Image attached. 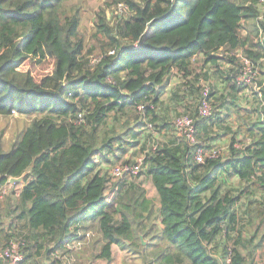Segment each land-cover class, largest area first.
<instances>
[{
  "label": "trees",
  "instance_id": "1",
  "mask_svg": "<svg viewBox=\"0 0 264 264\" xmlns=\"http://www.w3.org/2000/svg\"><path fill=\"white\" fill-rule=\"evenodd\" d=\"M66 1L0 0V116L32 118L8 151L0 138V191L25 173L15 205L22 225L0 227V244L22 237L26 261L39 236L69 249L92 220L108 262L113 243L146 259L142 234L163 243L151 250L161 263L222 264L231 253L232 264H253L264 249V231L256 232L264 226V86L255 105H241L250 84L238 79L235 52L261 65L264 85L260 0H116L130 14L111 22L98 12L94 65L95 47L86 49L79 12ZM246 23L253 30L244 34ZM207 64L221 81L210 89L213 115L202 118ZM173 74L180 83L167 91ZM167 93L177 114L197 118L206 151L220 138L216 124L226 125L232 138L222 155L195 161L194 146L175 134ZM234 116L235 128L225 124ZM166 128L174 136H161ZM137 147L159 206L130 175L110 181L100 164L131 162L123 157Z\"/></svg>",
  "mask_w": 264,
  "mask_h": 264
},
{
  "label": "rangeland",
  "instance_id": "2",
  "mask_svg": "<svg viewBox=\"0 0 264 264\" xmlns=\"http://www.w3.org/2000/svg\"><path fill=\"white\" fill-rule=\"evenodd\" d=\"M120 4H122V7H120ZM259 7L261 10V17L260 20L263 19L264 16V0H260L259 2ZM65 9L67 11H69L70 13H73L75 11L78 10L79 15L81 17V25H80V33L83 36L84 40H85V44H86V49L90 48V47H95V51L93 53L90 54V57L92 60H94L95 58H98V56L101 54L102 51L101 50V44L96 41V37H95V33L97 32V27H96V21L98 18V12H100L101 10H104L108 16V20L111 22L114 21L116 15L121 16H128L130 14V10L128 12H126L125 10V6L123 3H117L116 0H67L65 2ZM251 30H253L252 25L246 23L245 25V31L244 34L246 33H250ZM264 33L260 32L258 33V37L255 38L256 42H260L262 44L264 38L262 37ZM252 48V47H251ZM257 49V48H254ZM241 51L242 50H238ZM243 53V52H242ZM244 54V53H243ZM245 55V54H244ZM198 59L202 60V57H197ZM239 58V61L242 65V60L241 57H237ZM197 63V68L200 69L202 66V62H195ZM91 64L94 65L95 64V60L91 61ZM263 66H264V62H263ZM241 67V66H240ZM257 70L258 73L253 77L251 84L249 85L250 88L244 90L243 92L239 93L238 95L241 96V105L243 106H252L255 105L256 103V94H253V92H258L260 91L261 88H263L264 85L259 86L258 84V80L262 77L261 75V65H257ZM205 71H211L208 72V76L209 78H202L200 80L202 87H209L210 89L213 86V82L215 81L217 84L220 83L221 79L217 78L216 74L214 73V69L210 67L209 64L206 65V67L204 68ZM253 88V89H251ZM180 87L177 88V90H179ZM182 91V90H181ZM213 102L215 100V98H212ZM212 102V100H211ZM212 102V103H213ZM213 106V105H212ZM180 107H178V105H174L173 109H169L170 112V116L174 122V119L176 118ZM111 119L108 120V122H110ZM237 120L238 118L231 117L229 120H227V122L225 124H227L228 126L233 125L234 128L237 125ZM32 118L23 114H20L19 112H15L12 115L9 116H0V138L3 142V147H4V151H8L12 144L19 138L21 137L23 131L25 130V128L31 123ZM226 126V125H224ZM220 127L218 124H216L215 126V133L220 134V138H225L227 140V142L223 143V146H228L230 141H231V136L232 133L227 134V131L225 130V128ZM242 135L240 133V135H238V138L240 140H242ZM143 141L146 142V139L143 138ZM142 139L140 141V143L143 142ZM143 142V144H145ZM223 146L222 145H216V147L218 149H220L221 151H223ZM140 156H144L143 152L140 151V148H130V150L128 151V153L123 157V160H131L134 161L135 159H138ZM117 162V161H116ZM101 166L104 169H108V171L110 172V169L112 167V165L114 163H103L102 161H100ZM144 170L140 173H138L137 175H131V176H127V180L129 181V183L133 182L138 184L139 186L143 187L146 189L147 191V195L151 196L150 198L155 199L154 195L152 194V189L151 188H155V186L153 185L151 178L147 175L146 173V168L144 166L143 168ZM112 180L110 181H118L119 179H114L111 178ZM234 184V182L232 183ZM23 183H19L18 185L15 184L14 186H5L3 188H10L7 189L4 198L0 199V227H7L9 224L15 223L17 224V226H21L22 222L20 221V219H18L16 216L19 212V209L15 208V205L18 201L19 195L18 193L20 192V188L22 187ZM234 187V185H233ZM245 201V198L242 199V202ZM256 225L251 227L250 230L251 232L256 230ZM232 234L233 235H238L239 234V229L236 228L234 230H232ZM264 231V226H261L260 229L258 231H256L258 233V235L261 234V232ZM245 236L246 233H244ZM16 238L18 240H21L22 237H13ZM6 243L2 242L0 244V249L2 248L3 245H5ZM83 247V245H82ZM70 250L73 251H79L81 250V247L79 248H69ZM264 249L261 248L258 250L257 252V256H256V260L254 261L253 264H264L263 260H264V253H263Z\"/></svg>",
  "mask_w": 264,
  "mask_h": 264
},
{
  "label": "crops",
  "instance_id": "3",
  "mask_svg": "<svg viewBox=\"0 0 264 264\" xmlns=\"http://www.w3.org/2000/svg\"><path fill=\"white\" fill-rule=\"evenodd\" d=\"M179 83L180 78L173 74L167 91L173 89ZM166 101L168 103V93L166 94ZM169 105V107L173 109L172 106L175 105V103L171 101ZM162 134H164L165 138L170 135L174 136L173 131L169 130L168 128L162 131L161 136ZM225 142H227L225 138H218L216 141L212 142L211 145L223 146V143ZM223 147L227 146L224 145ZM151 189L152 194L155 197L154 201L156 205L159 206L160 199L158 192L156 188ZM80 232V235H84L82 238H84L85 242L79 251H73L65 247H59L58 243H56V240H43L41 236H39L38 241L36 240L35 242H32L31 251H29V257H27V260L24 261L25 263L23 262L22 264H167L165 262L161 263L155 258L154 255L151 254V250L154 253H160L161 250L159 247L163 246V243H160L159 245L151 244L150 236L145 237L143 235L145 243L142 242V244L147 245L144 251L145 254H148L146 259H144L143 256H140L141 251L139 250L131 252L129 250L123 249L118 243H113L111 248L112 259L110 262H108L104 257L99 256L105 241L102 238L101 233L98 232L97 223L92 220H85L81 223ZM87 233L89 235L86 237ZM39 247L42 248L37 251Z\"/></svg>",
  "mask_w": 264,
  "mask_h": 264
},
{
  "label": "built area",
  "instance_id": "4",
  "mask_svg": "<svg viewBox=\"0 0 264 264\" xmlns=\"http://www.w3.org/2000/svg\"><path fill=\"white\" fill-rule=\"evenodd\" d=\"M122 7V4H120ZM264 38V34L262 35ZM264 44V40H263ZM115 52L112 50L110 53ZM237 57H241L242 65L239 68L238 79L248 85L251 84L253 77L257 74V68L254 66V61L251 58H248L241 51L235 52ZM95 63L99 60L95 58ZM92 60V61H94ZM210 96V88L204 87L202 92V99L198 107L199 116L202 118L211 117L213 115L212 103ZM142 106L140 109L142 110ZM197 118H194L189 113H183L176 116L174 119V128L175 134L179 138H184L190 145L194 146V159L198 163H203L205 160L210 158H217L220 154L222 155V151L217 147L207 150L197 139V126H196ZM149 128H152L151 124H148ZM157 145H155L156 147ZM226 147H223V150ZM145 157L140 156L138 159H135L131 162H121L113 165L110 169V174L114 179L123 178L126 175H137L144 168ZM16 183H10L7 186H14ZM10 188H2L0 191V199L4 198V195ZM20 192L18 193V195ZM89 234L87 233L86 237ZM85 240L81 238L71 244L68 245V248H79L82 247ZM24 240H18L16 238L10 239V241L4 245L0 249V264H22L25 258L24 251ZM222 264H232V255L229 253L228 257H226Z\"/></svg>",
  "mask_w": 264,
  "mask_h": 264
},
{
  "label": "water",
  "instance_id": "5",
  "mask_svg": "<svg viewBox=\"0 0 264 264\" xmlns=\"http://www.w3.org/2000/svg\"><path fill=\"white\" fill-rule=\"evenodd\" d=\"M24 177H25V173H23V174H22L21 176H19V177H11V178L9 179V182H10V183H24ZM66 179H67V178H66ZM23 186H24V185H23ZM140 238H141L142 242L145 243L142 234H140Z\"/></svg>",
  "mask_w": 264,
  "mask_h": 264
}]
</instances>
